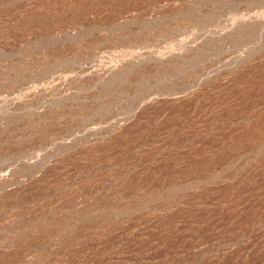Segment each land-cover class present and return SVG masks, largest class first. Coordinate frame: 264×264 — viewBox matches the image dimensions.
Wrapping results in <instances>:
<instances>
[{
  "label": "rangeland",
  "instance_id": "rangeland-1",
  "mask_svg": "<svg viewBox=\"0 0 264 264\" xmlns=\"http://www.w3.org/2000/svg\"><path fill=\"white\" fill-rule=\"evenodd\" d=\"M0 264H264V0H0Z\"/></svg>",
  "mask_w": 264,
  "mask_h": 264
}]
</instances>
